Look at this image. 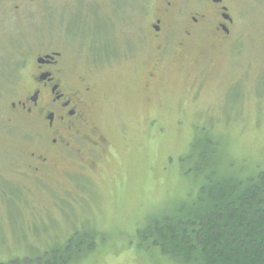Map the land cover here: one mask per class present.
I'll use <instances>...</instances> for the list:
<instances>
[{
  "label": "rangeland",
  "instance_id": "rangeland-1",
  "mask_svg": "<svg viewBox=\"0 0 264 264\" xmlns=\"http://www.w3.org/2000/svg\"><path fill=\"white\" fill-rule=\"evenodd\" d=\"M226 1L236 22L229 37L195 42L163 64L149 87L140 76L150 69L147 61L138 67L118 56L90 63L88 49L97 53V46L75 43L74 67L91 73L102 89L93 119L108 141L89 177L57 173L58 185L17 173L25 139L7 122L10 96L0 93V262L44 257L78 232L91 239L71 252L87 251L73 264H173L153 249L143 251L137 229L201 184L206 157L203 146H191L216 136L218 157L233 170L264 169V0ZM73 34L79 42L90 32L77 27ZM129 34L115 35L120 47Z\"/></svg>",
  "mask_w": 264,
  "mask_h": 264
},
{
  "label": "flooded vegetation",
  "instance_id": "flooded-vegetation-1",
  "mask_svg": "<svg viewBox=\"0 0 264 264\" xmlns=\"http://www.w3.org/2000/svg\"><path fill=\"white\" fill-rule=\"evenodd\" d=\"M235 26L226 0H0V93L10 96L7 122L25 139L15 171L63 185L57 173L89 177L107 152L93 119L102 89L74 67L75 43L97 46V53L88 49L90 63L118 56L138 67L147 61L150 69L140 75L145 88L171 58L208 37L224 41ZM77 27L87 28L89 38L77 42ZM122 30L130 34L120 47L115 35ZM261 50L264 55V45Z\"/></svg>",
  "mask_w": 264,
  "mask_h": 264
},
{
  "label": "trees",
  "instance_id": "trees-1",
  "mask_svg": "<svg viewBox=\"0 0 264 264\" xmlns=\"http://www.w3.org/2000/svg\"><path fill=\"white\" fill-rule=\"evenodd\" d=\"M216 138L209 135L203 144L191 146H203L201 156L206 157V173L196 191L138 226L143 251L153 249L173 264H264V169L247 174L233 170L224 155L218 157ZM80 235L72 232L63 246H52L44 257L25 258L22 264L79 263L87 251L75 256L71 252L91 239ZM0 264L19 263L11 259Z\"/></svg>",
  "mask_w": 264,
  "mask_h": 264
}]
</instances>
